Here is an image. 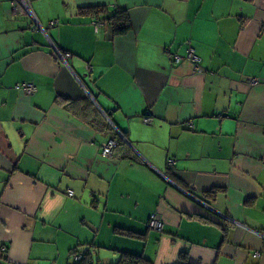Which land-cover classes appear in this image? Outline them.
Instances as JSON below:
<instances>
[{"label":"crops","instance_id":"0c3cea01","mask_svg":"<svg viewBox=\"0 0 264 264\" xmlns=\"http://www.w3.org/2000/svg\"><path fill=\"white\" fill-rule=\"evenodd\" d=\"M29 6L44 33L0 0V264H264V0ZM91 7L131 29L96 30ZM109 120L128 149L103 157Z\"/></svg>","mask_w":264,"mask_h":264},{"label":"trees","instance_id":"16d2710c","mask_svg":"<svg viewBox=\"0 0 264 264\" xmlns=\"http://www.w3.org/2000/svg\"><path fill=\"white\" fill-rule=\"evenodd\" d=\"M79 13L82 15H86L91 18H94L95 19L94 23L96 24L101 23L104 26L110 27L112 30V34L114 36L125 35L131 29L129 17L125 12H122V11L114 10L112 12H108L107 9H105L104 7H97V8L91 7V8L80 9ZM198 71H199V68H198ZM71 104H73V102H71ZM145 116H147V114ZM108 131L110 133V136H112V134L115 135L112 125L108 126ZM120 135H115L116 136L115 137L116 146L113 150V156L115 155L116 152L118 153L120 148L122 147L127 148L128 146L124 139L125 138L124 134L121 133ZM124 157L127 158L128 156H124ZM170 167L167 166L168 169H170ZM164 177L166 178L167 182H170L168 180L169 178L165 174H164ZM68 197H72V196H68ZM189 217L192 219L198 220L203 224L212 223L209 219H207L206 217H203L202 215L192 214ZM147 223H146V228L148 230H151L150 228L147 227ZM216 225L220 226V224L218 223ZM114 233L116 235L118 234V235H122L128 238H135V239H143V237L145 238L144 234L133 233L131 231H126L122 229H114ZM76 255H81V259L79 261L74 260L75 261L74 264H93L92 262H93L94 255L90 251L88 250L87 251H79V250L71 251V256L73 257V259ZM95 261L97 262V260ZM115 264H150V263L147 260H145L142 256L134 255V254L132 255L128 253H121L120 259Z\"/></svg>","mask_w":264,"mask_h":264},{"label":"built area","instance_id":"2783aa9c","mask_svg":"<svg viewBox=\"0 0 264 264\" xmlns=\"http://www.w3.org/2000/svg\"><path fill=\"white\" fill-rule=\"evenodd\" d=\"M9 4H10V9H11V13L13 16H21V17H29L31 18L32 22L35 24V26L37 27V29H39L40 31H42L44 33V30L41 26H39V24L37 23L34 15L32 14V11L30 9L29 6V0H9ZM58 22L57 21H51L49 23L50 27H54ZM102 24L101 23H97L95 24V29L97 30ZM54 50V54L55 56L64 64L66 65V60L71 56L69 53L67 52H60L58 50H56L55 48ZM187 60L191 61L195 68L198 69L199 67L197 66L198 63V58L194 55L193 50L190 49L188 54H187ZM173 61L178 64L181 59L179 57H174ZM67 66V65H66ZM258 81L254 78H250L249 80H247V83L249 84V86H254L256 85ZM17 89L22 90L25 94L27 95H31L36 91V88L33 84H29V83H23L20 86H16ZM142 121L145 125H149L152 123V118L149 116H143L142 117ZM110 122V120H109ZM110 124L112 125V123L110 122ZM113 127V126H112ZM114 130V134L115 135H120L119 131L116 130L115 128H113ZM115 135L112 134V136H110L108 138V140L106 141V143L103 144L102 148H101V155L103 157H112L113 156V150L116 146V142H115ZM121 136V135H120ZM167 166L170 167L172 166V161L171 160H167ZM67 196H72V192H67ZM147 227L150 228L151 230L155 231V232H161L163 229V224L154 218H151L148 223H147ZM0 255L1 257H5L6 255V249L3 247H0ZM262 255H264V253L261 252H254L252 254L253 258H259ZM81 259V255H76L74 257V260L79 261Z\"/></svg>","mask_w":264,"mask_h":264},{"label":"water","instance_id":"95a60500","mask_svg":"<svg viewBox=\"0 0 264 264\" xmlns=\"http://www.w3.org/2000/svg\"><path fill=\"white\" fill-rule=\"evenodd\" d=\"M40 26V25H39ZM37 28V27H36ZM109 119V118H108ZM113 126V125H112ZM113 128H115L114 126H113ZM116 130H118L117 128H115ZM120 133V132H119ZM121 134V133H120ZM127 142V141H126ZM162 177H164L163 176V174H162ZM164 179L166 180V178L164 177ZM167 181V180H166ZM262 237H264V236H262Z\"/></svg>","mask_w":264,"mask_h":264}]
</instances>
